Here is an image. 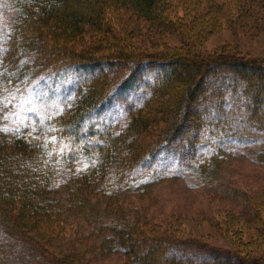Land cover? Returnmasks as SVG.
<instances>
[{
    "label": "trees",
    "instance_id": "obj_1",
    "mask_svg": "<svg viewBox=\"0 0 264 264\" xmlns=\"http://www.w3.org/2000/svg\"><path fill=\"white\" fill-rule=\"evenodd\" d=\"M7 1L14 14L0 49L9 69L0 81L9 97L0 106V264L17 242L50 264H83L94 249L122 253V264H264L262 254L242 248L222 257L187 253L179 235L127 218L116 204L177 137L195 132L196 140L198 132L210 145L236 132L235 121L264 129V59L192 48L131 52L108 37L109 16L119 9L173 29L174 0ZM87 28L101 36L83 46ZM110 68L123 73L109 75ZM46 75L66 95L48 105L54 97L47 94L40 117H7L22 110L26 84ZM116 86L142 95L118 131L102 120ZM218 156L212 148L204 159L218 164ZM103 214L111 219L101 222Z\"/></svg>",
    "mask_w": 264,
    "mask_h": 264
},
{
    "label": "rangeland",
    "instance_id": "obj_2",
    "mask_svg": "<svg viewBox=\"0 0 264 264\" xmlns=\"http://www.w3.org/2000/svg\"><path fill=\"white\" fill-rule=\"evenodd\" d=\"M172 7L175 25L163 30L132 11L119 9L109 16L112 29L108 37L120 42L118 48L131 52L192 48L201 54L222 52L264 59V0H174ZM13 14L9 2L0 0V49ZM99 36V31L87 28L78 41L86 46ZM107 50L113 52L116 47L102 51ZM2 67L0 63V81L9 73V69ZM108 72L119 77L123 73L116 68ZM57 81L50 75L29 81L19 98L22 110L6 111L7 117L23 121L35 114L42 116L47 94L54 97L48 105L66 95L60 94L63 88ZM64 89L69 90V86ZM117 89L118 86L110 103H105L102 119L111 122L116 131L125 126L131 107L138 106L142 99L135 90L129 89L125 94ZM8 99L0 94L2 108H6ZM233 127L236 132L230 131V135L214 139L210 145L203 142V136L199 139L198 132L196 140L192 136L195 132L177 137L159 153L162 159L156 169L151 167L141 179L122 189L116 203L120 210L127 218L140 219L142 224L147 221L144 226L152 224L179 235L182 250L197 257H222L230 248L264 256V129L241 121H235ZM155 136L156 130H152L146 138ZM212 148L223 159L208 165L204 158ZM100 217L103 223L111 219L105 214ZM91 225L84 226L82 231H88ZM36 256L28 245L17 242L12 244L3 264H50ZM124 259L120 252L102 253L94 249L83 264H122Z\"/></svg>",
    "mask_w": 264,
    "mask_h": 264
}]
</instances>
